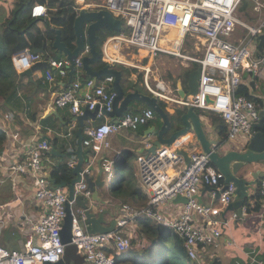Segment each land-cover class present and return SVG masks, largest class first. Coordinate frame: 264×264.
Returning a JSON list of instances; mask_svg holds the SVG:
<instances>
[{"label":"built area","instance_id":"built-area-1","mask_svg":"<svg viewBox=\"0 0 264 264\" xmlns=\"http://www.w3.org/2000/svg\"><path fill=\"white\" fill-rule=\"evenodd\" d=\"M243 0H74L73 9L105 8L119 17L128 26L129 32L120 30L108 35L102 43L100 59L102 66L119 63L135 66L144 58L155 60L161 54L174 55L200 65L198 91L182 99L175 94L172 100L161 96L163 88L155 81L154 87L148 76L150 65L146 62L143 69V85L150 93L178 104L191 106L218 113L226 126V139L233 141L242 135L245 140L252 137L253 124L258 121L261 107L253 100L238 93L244 77L257 87V78L264 79V54H253L255 38L264 32L263 0H251V12L259 17L255 23L242 21L239 7ZM250 1V0H249ZM49 9L43 3H35L29 9L32 17L46 20ZM237 27L243 31L241 37H233ZM233 37V38H232ZM188 45L190 47H188ZM47 53L33 51L30 43L11 56V64L18 72H24L34 63L46 60L49 68L42 69L40 83L53 87L58 77H68L70 61L66 58L44 57ZM89 54L85 43L74 60L73 80L66 86L54 89L47 102L50 110L68 108L72 116L82 114L84 108L94 110L99 107L96 119L101 123L84 126L82 145L86 149L79 181L73 184V196L81 195L93 208L92 191L85 175H92L101 148L109 147L108 135L121 129L136 130L155 118L156 113L150 107L140 111H126L112 120L105 111L112 110L116 92L111 87L113 76L105 75L97 81L94 77H84L82 57ZM138 55H142L140 58ZM4 120L13 115L11 110L1 112ZM78 121L71 119L68 131L58 133L63 138L74 134ZM51 131L46 132L50 135ZM16 136V135H15ZM177 141V140H176ZM162 145L154 153L137 156L140 184L147 194L146 204L139 209L122 207L116 216L113 231L93 233L85 223L84 209L68 200V189L53 186L44 173V165L50 167L66 166L73 169L77 160L58 159L45 156L51 150L47 138L32 144L28 154L21 160L9 164L12 174H28L33 177L35 199L41 204L42 215L31 223L32 234L25 242L24 249L18 250L2 243L4 221L0 220V264H43L57 262L63 258L66 244L62 242L60 230L66 214V202L72 207L71 241L77 247L78 254L86 264H115V255L106 250L121 252L130 247V238L124 229L137 218H148L160 226H169L182 240L191 259L202 263V251L207 247H216L223 230L231 221L241 217L236 210L226 215L233 201L235 186L227 184L224 188L223 174L209 161V155L203 150L191 149L189 166L184 165L179 142ZM184 141V140H183ZM145 147L151 143L147 141ZM114 160L102 158L104 177L112 179ZM184 165L182 169L179 168ZM204 187H211V198H217L218 205L200 201L198 195ZM261 202H264V178L258 183ZM178 195L186 198L180 211L173 217H167L163 204L174 200ZM253 201H250L252 204ZM246 204L242 206L243 215ZM225 212L223 215L222 213ZM255 264L264 262L251 258Z\"/></svg>","mask_w":264,"mask_h":264},{"label":"crops","instance_id":"crops-1","mask_svg":"<svg viewBox=\"0 0 264 264\" xmlns=\"http://www.w3.org/2000/svg\"><path fill=\"white\" fill-rule=\"evenodd\" d=\"M89 1H93V0H89ZM72 4H74V0H72L69 3L67 8L68 7L73 8ZM48 20L49 21L51 20L50 15L48 17ZM43 21L40 20L38 22V25L42 29H44V24L42 23ZM120 21H121L120 30H123V24L125 22L122 20ZM50 25L52 28H60L59 21L55 19L50 21ZM104 30L107 32L105 34L106 36L118 33L120 31L118 30V31L110 32L106 29ZM101 31L102 30L98 32ZM99 39H101L100 35H99ZM48 41L52 42V37ZM55 51L59 53L57 50ZM45 53L47 54H45L44 57L47 56L54 57L52 54L53 52L45 51ZM60 55H61L60 58L65 57L61 53ZM138 56L140 58L142 57V55H138ZM173 56H171L170 54H161L153 61L148 60L147 58L143 59V60L146 59V62L148 64H154L156 60L160 61L161 59L166 64L169 63L168 61H170L171 59L179 60L181 64L180 66L182 67L181 68L182 72L180 74L181 76H173L174 78H169L166 81H162L163 83H165L166 86V88L162 90L164 92L165 90L166 92L168 91L167 89L170 82L169 80L173 79V83L174 81L177 82L181 81L182 84L185 85L187 80V76H186L187 72L194 67L193 63L182 59L180 60V58ZM96 63L97 62L93 63V67L99 68L94 66V64ZM42 73H43L42 69L36 70L32 73L31 78L35 80H39V76ZM131 75L133 77V80L134 79L136 80L137 78L136 74L133 72ZM243 77L247 78V76H243ZM67 81H68V77L67 78L58 77L56 83L51 88L41 84L43 85L42 86L43 88L41 89V91H39V94L35 95V104L33 105L34 107L33 109L34 111H36L35 120H30L29 118H26L24 116L23 119L21 118L20 113L19 115L15 116V113L12 110L11 111L14 114L10 117V119L4 120L2 118V115L0 116V127H2V129L5 131L6 134V141H4L5 142L4 145L0 147V220L4 221V230L1 237H2V243L5 246L11 247L13 249H18V250L24 249L26 240L33 233L31 230V223L37 220L42 215L43 208L41 204L35 199L36 187L33 182V177L28 174H24V175L12 174L8 170L9 164L13 163L14 161L17 162V160L23 159L28 154L31 145L35 144L37 140L40 141V139H44V138H47L48 141H50L51 145L55 147L56 150L55 152L60 153L59 155H56V153L54 154L50 150V152H47L45 156H52L58 159L63 158L65 160H74V159L77 160V156L74 153V151L77 149L78 146L76 131L74 134L67 135L64 138L63 136H60L58 134V133L64 134L65 132L68 131V127L72 119L71 113L69 112L68 108H56L50 110L47 107V102L50 98L51 92L54 89L61 88V86L62 87L66 86ZM142 81H139V83L143 85ZM245 82L247 83L244 84V86H246V88L249 89L251 95L253 94L254 96L253 101H255L261 107L263 113L264 112V91H263L264 79L257 78V87H252L248 81ZM172 89H174L175 94H177L178 91L177 87L176 88L172 87ZM166 99H168L169 101L172 100V98L170 97ZM166 99L160 98L159 100H162L165 103V108L167 112H169V114L174 113L178 107H181L178 104L169 102ZM135 102L136 101L132 102V104L137 106L138 108L137 110L143 109L146 106L144 103H143L144 106H139L135 104ZM194 109L196 110L201 120L205 123V129L209 137L226 139V132H227L226 126L218 113L204 111L202 109H196V108ZM156 116L152 120L148 121L146 124L139 126L135 131L132 129H121L116 133L109 134L108 139L110 146L109 147L103 146L98 153L99 160H102V158H108L114 160L113 169L118 170L116 177V184L106 180V184L104 186L102 187L97 186L96 189L98 192V196L101 198V200L100 201L93 200V211L104 212L107 225L109 224L110 220L113 218L115 219L116 216L119 214V212L122 210L121 207L122 203L125 204L124 202H126V204H128L131 209H139L146 204L147 199L144 202L139 199L138 195L140 192H134L132 194V198L129 197V194L127 193L126 194L123 193V195L120 197H116L113 194L114 192H117L116 191L117 189H120L122 191L127 186V182L124 179L122 181L119 180L120 179L119 177L122 176L121 170H123L120 166H122L123 163L127 160L126 156H133V161L130 163L134 170V177L132 178L133 180L131 181L130 186L128 187V192H132L134 188L138 187L141 188V192L143 194H146L140 184L136 158L138 155L146 153L145 150L146 147L144 144L147 141L150 142L152 139H154L153 135H149L145 137L147 128L151 125H155L156 127H159L161 125L159 117ZM100 123L101 121L97 120V124ZM90 125H92L91 119L85 120V126H90ZM178 125L177 122L174 123V126H178ZM175 129L171 128L170 132H172ZM51 130L52 133L50 135H47L46 132ZM242 141L243 142L245 141V138L243 136H241V139L239 141L235 139L233 141H228V142L232 144L233 142L240 143ZM176 142H179L181 148L185 149L188 153L193 148L202 151L201 146L195 140L193 132H189L186 136H182L178 138ZM83 150H84L83 153L85 160L86 149L83 147ZM184 165H181L179 168L176 169L177 170L182 169ZM56 168L57 167H50L44 165L43 169L46 175L51 174V176L55 178L56 182L59 183L61 181L60 177L58 178L55 177L52 172ZM98 170L99 168H98V160H97L96 166L92 171V176L94 178L97 176ZM70 171H71V175H69V178L73 176L72 169H70ZM119 173L120 175H118ZM104 175L105 174L103 173V178H105ZM112 176H113V171H112ZM9 180L12 181L11 187L7 188L6 190H3L2 189L3 185L7 183ZM211 190H212L211 187H204L200 191V196L203 202L212 203L214 199L211 198V194H210ZM255 194L256 196H258V198L260 197L258 191ZM261 204H262L261 209L258 213L246 212L243 218L235 219L231 221L230 225L227 228H224L223 235L221 236L220 241L216 247L214 248L207 247L204 251H202V255L204 256L205 259V264H213L214 260H219V259H220L219 260L220 264H255L251 262V258L264 262V202H262ZM162 207L167 217H173L180 211L182 207V202L171 200L163 204ZM105 211L107 213H105ZM229 214L230 211L226 213V215ZM152 223L155 222L152 221ZM139 231L140 228L136 220L131 222L124 229L125 234L128 235L130 240L136 241L135 244H133L132 246L140 250L142 248L144 249L150 246L152 243L151 241H149V239H147L145 234L140 235ZM106 250L111 252L113 255L116 254L115 250L113 249H109L106 247ZM83 264L86 263L83 262Z\"/></svg>","mask_w":264,"mask_h":264},{"label":"water","instance_id":"water-1","mask_svg":"<svg viewBox=\"0 0 264 264\" xmlns=\"http://www.w3.org/2000/svg\"><path fill=\"white\" fill-rule=\"evenodd\" d=\"M120 20V18L115 17L111 11L107 9L80 8L72 21V45H69L62 39L61 28H52L54 32L52 47L70 61L67 84L71 83L73 80L75 71L74 60L86 43L89 46V54L82 57V65L85 74L94 77L97 81L105 75L114 77L111 87L114 92H116V95L113 100L112 110L111 112L105 111L103 108L102 111L114 120L115 117L123 115L126 111H136L138 109L137 106L132 104L135 100L152 108L159 117L161 125L159 127L151 125L147 128L145 137L153 135L154 139L150 141L151 145L145 148L146 153H154L156 149L160 148L162 145L169 146L178 138L186 136L189 132H193L195 140L199 143L202 150L209 155V161H211L217 170L223 174L224 188L229 183H233L236 187L233 201L229 204L227 211L231 209L236 210L239 216L243 217L242 206L257 192L258 182L264 178L263 113H259L258 121L253 124L252 137L240 143L233 142L230 144L227 139L209 137L205 129V123L191 106H187L182 114H180V126L170 132L171 121L168 114L169 112H167L165 107L160 105V98L156 93H143L136 86L126 90L121 83V70L113 68L109 64L99 68L93 67V63L98 62L100 59V53L95 47L96 41L99 39L97 32L103 29L110 32L120 30ZM256 40L257 37L255 38V41ZM33 51L45 53L43 46L40 48H33ZM45 68H49V64L46 60H42L34 63L29 69L21 72V74L31 76L34 71ZM200 73V65L196 64L195 67L187 72L185 85H183L181 81L177 82V94L180 98L186 99L189 95L197 93ZM98 109L99 107H96L94 110L84 108L82 114L72 116L78 121V128L76 130L78 146L74 151L77 156V163L72 169L73 176L68 180H61L59 183L56 182L51 174H47V177L53 186H62L68 189V200L74 199L75 207L79 206L84 209L85 223L88 224L91 232L106 233L114 230L116 219H111L107 225L104 212L93 211L92 206H89L88 201L83 199L81 195L74 197L72 188L73 184L80 179V172L84 162L82 132L85 126V120L91 119L92 125H97L96 113ZM55 151V147L51 146L52 153H56V155L60 154ZM180 153L184 159L185 165L189 166L190 157L188 152L181 148ZM98 168V174L95 178L92 175H85V180L92 191V199L100 201L101 198L98 196L96 187L104 186L106 184V179L103 178V168L101 160L99 159ZM198 198L202 201L200 195H198ZM174 201L184 204L187 200L184 196L178 195L174 198ZM65 208L66 214L60 230L62 242L66 244L63 258L57 262L46 261L43 264H70L68 261L73 260L72 258H74L76 254L77 247L74 244H70L73 216L71 212L72 207L69 202H66ZM222 214L224 215L225 212ZM76 256H79V254Z\"/></svg>","mask_w":264,"mask_h":264},{"label":"trees","instance_id":"trees-1","mask_svg":"<svg viewBox=\"0 0 264 264\" xmlns=\"http://www.w3.org/2000/svg\"><path fill=\"white\" fill-rule=\"evenodd\" d=\"M71 1L0 0V113L5 110H12L15 116L20 113L21 118L24 116L30 120L36 119V111L33 109L35 95L39 94L43 85H41L40 80L32 79L29 75H22L14 69V66L11 64V56L23 50L30 43L32 48H40L43 46L45 51L53 52L54 57L60 58V53H57L52 47V42L48 41L54 35L50 21L53 19L59 21L62 30V39L69 45H72V21L76 11L73 8H67ZM249 2L248 0H243L239 7V12L244 14L248 19H253L250 13L247 12L248 8L252 9L253 7L252 2L250 5ZM35 3H43L49 8L51 20H42L44 29L38 25L41 19L32 17L29 13V9ZM98 34L100 35L101 33L98 32ZM104 38L103 36L96 41L95 47L99 52H101ZM253 54L256 57L264 54V32L253 43ZM101 64V60L99 59L94 66L101 67ZM194 64L196 65V63ZM129 67L133 69L134 73H139L136 75V81H142L143 76L140 71L137 68ZM84 77L88 76L84 74ZM245 81L250 83L248 78H244L242 84L239 86L238 93H242L247 98L254 100L253 94L251 95L249 89L244 86L247 83ZM173 84L174 88H176L177 81H174ZM159 103L162 107H165V103L162 100H159ZM183 108L185 109V107H178L174 113H168L172 129H177L180 126V114H182ZM175 122L179 125L174 126ZM262 126L264 129V117ZM4 141H6V134L2 127H0V147L4 145ZM120 167L125 170V173L119 177V180L122 181L124 179L127 182V186L122 190L123 193L129 194V197L132 198L134 192H140L138 195L139 199L144 202L147 199V195L141 192V188L136 187L132 192H128V187L134 177V170L131 163L124 162ZM52 172L55 177H60L64 181L68 180L69 175H71L70 169L65 165L57 167ZM250 199L254 200V202L252 204L249 202L246 203V212L258 213L261 209V201L256 194ZM105 213L107 212L105 211ZM136 222L140 228L139 234H145L152 244L139 250L132 246L136 241L130 240V247L127 250L115 254V264H205V259H203L202 263H198L196 260L188 257L189 255L182 240L169 226H160L159 224L152 223L148 218H137ZM156 225H158L157 231L154 229ZM155 249L158 250V255H156ZM77 254L78 251H76L74 258H72L73 260L68 261L70 264H83L84 260L82 257H79L80 255L76 256ZM219 260H214L213 264H220Z\"/></svg>","mask_w":264,"mask_h":264},{"label":"rangeland","instance_id":"rangeland-1","mask_svg":"<svg viewBox=\"0 0 264 264\" xmlns=\"http://www.w3.org/2000/svg\"><path fill=\"white\" fill-rule=\"evenodd\" d=\"M244 1H247V0H244ZM250 4H251V0L249 2V5ZM247 12L250 13V16H252L253 19H248L244 14L239 13L240 19L242 21H245V22L255 23L259 16L256 13L251 12V9L250 8L247 9ZM263 15H264V10H262V14L260 15V17H262ZM123 30H124L125 33H128L129 32L128 26L125 23L123 24ZM236 31L237 32H235V34H234L233 37H241L242 36V33H243L242 29L240 27H237V30ZM100 33H101L100 36L102 38L103 36H105V34L107 32L103 29ZM188 47H190V46L188 45ZM171 56H173V55H171ZM168 62L169 63L166 64L161 59L160 61H157L156 60V62L153 65H150V71H148V76L150 78V82H152L153 84H155V81H166L169 78H174L173 76H181L180 74L182 72V69H181L182 67L180 66L181 64H180L179 60L178 59L177 60L171 59ZM136 64L137 65H135L133 67L134 68H137L140 71V73L142 74V76H145L146 75V71L143 69V67L146 66V59L143 60L142 63H136ZM194 66H195V64H194ZM112 67L113 68H116L118 70H121V72H122V80H121V83H122L123 87L126 90L128 88H131V87L136 86L141 92L146 93V94H151L145 88V86H143L142 84H140L135 79L133 80V77L131 75L132 72H133V69H131L129 66H126V65H123V64H119V63H113L112 64ZM135 74L138 75L139 73L138 74L135 73ZM169 81L170 82H169L168 89H167L169 92L168 91L166 92V90H165L164 93L168 97L173 98V97H175V90L172 89V87H174L173 79L172 80H169ZM152 86L154 87V85H152ZM165 88H166V86H165ZM135 101H136L135 104H137L139 106H144V104L142 102L140 103V101H138V100H135ZM196 109H198V108H196ZM220 118H221V116H220ZM241 136L242 135L237 136V138H236L237 141H239L241 139ZM134 155H135V153H134ZM126 159L127 160L125 162L130 163V162L133 161V156H126ZM117 171H118L117 169H113V176H112V179L110 181V182H113L114 184H116ZM121 172H122V175H123L125 173V170H121ZM118 175H120V173ZM11 182L12 181L9 180L7 183H5L3 185V187H2V189L3 190H6L7 188L11 187V185H12ZM116 191L117 192H114V194H113L114 196L120 197V196L123 195V192L120 189H117ZM9 195H10V193H9ZM212 199H214L212 201V203H214L216 205L220 204L217 198H212ZM124 203L125 204L122 203V206L121 207L129 206L128 204H126V202H124ZM206 203L208 204V202H206ZM154 229H155V231H157L158 225H156L154 227ZM155 252H156V255H158V250L157 249H155Z\"/></svg>","mask_w":264,"mask_h":264},{"label":"bare ground","instance_id":"bare-ground-1","mask_svg":"<svg viewBox=\"0 0 264 264\" xmlns=\"http://www.w3.org/2000/svg\"><path fill=\"white\" fill-rule=\"evenodd\" d=\"M158 86L160 87V88H165V84L162 82V81H159L158 82ZM161 96L163 97V98H168V96L167 95H165V93H161Z\"/></svg>","mask_w":264,"mask_h":264},{"label":"clouds","instance_id":"clouds-1","mask_svg":"<svg viewBox=\"0 0 264 264\" xmlns=\"http://www.w3.org/2000/svg\"><path fill=\"white\" fill-rule=\"evenodd\" d=\"M33 49V48H32ZM21 73V72H20ZM260 181V180H259ZM259 183V182H258ZM258 191V190H257ZM258 194H259V192H258ZM93 200V199H92ZM259 200H260V198H259ZM249 201V203H250V201H251V199H249L248 200ZM253 202H254V200H252ZM246 204V203H245ZM228 211H231V210H228ZM227 213V212H226ZM243 217H244V215H243ZM243 217H241V218H243Z\"/></svg>","mask_w":264,"mask_h":264}]
</instances>
